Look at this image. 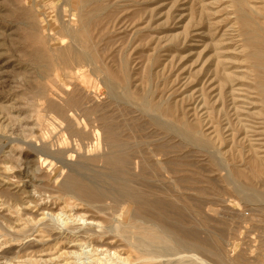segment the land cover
I'll return each mask as SVG.
<instances>
[{
	"label": "rangeland",
	"instance_id": "obj_1",
	"mask_svg": "<svg viewBox=\"0 0 264 264\" xmlns=\"http://www.w3.org/2000/svg\"><path fill=\"white\" fill-rule=\"evenodd\" d=\"M71 1V12L75 17L70 16L68 21L74 27L73 29L77 30L81 27L79 15L85 11L83 10L84 0ZM97 1L103 5L110 3V7L113 8H110L113 11L111 19H106L105 23L94 32V36L97 37L96 43L98 42L100 56L104 59L102 62L106 61L107 65L116 67L121 59L128 60L130 77H133L131 83L132 86L134 85V89L135 87L140 88L144 94L148 89L147 94L155 93L156 101H160L161 104L180 103L179 105L187 119L191 122L198 121L201 124L200 131L207 138H211L212 131L220 132L221 130L220 134L224 143L222 146L217 145V149L220 146L219 151L222 156L224 155V158L226 157L225 162L229 164L230 168L231 166H240V170L246 172V161L254 155H257L264 164V124L260 117L259 98L252 89L254 82L253 78L250 77V64L247 58L248 49L245 45V37L241 34L236 0ZM245 1L247 3L246 9L252 11L255 15L257 12V16H259L258 14L264 7L263 0ZM61 4L62 0H0V229L7 226L4 221V216H7L12 222L7 226L8 229L11 233H14V231L19 232L22 240L21 243L15 241L12 243L19 250L16 249L11 259L7 261L1 258L2 251L4 248L5 250L9 249L11 244L4 245L7 239L5 237L0 238V264L5 262V264L9 262H12L11 264H134L135 262V264H146L131 246V240L122 238L120 234L117 236L119 228H126L128 231L132 230L134 232L133 226L139 227L143 223L156 221L161 226L170 229H193L197 231L196 228L200 229V224L207 218V214H205L207 205L211 204L214 207H212L213 209L219 210L218 220L215 218L216 222H212L209 229L214 234L208 232L198 233L200 238H204L205 241L211 244L216 253V257L210 256L207 258V263L224 264L221 261L222 258L224 259L222 255L226 254L227 256L229 254V257L227 256L229 264H264L263 202L261 203L258 200L253 203L251 200L244 199V194L237 195L232 189L227 188L224 185L223 174L214 171L205 162V159H202L204 157L201 155H193L187 152L185 148L182 149V147L169 148V151L173 152L169 156L170 160H168L170 167L179 171V173H176L177 176L172 175V180L166 181L167 183L165 181L162 183L157 182L156 178L159 175H164L165 172L153 163V166L145 173V180L139 182L140 188L146 192L144 198L148 205L144 204L137 209L135 205L123 202L120 196L121 193L111 178L115 174L105 165L104 160L99 158L106 151L104 141V145L102 144L99 149L97 147L98 142L93 139L76 143L67 132H65V137L63 134V138L62 134L56 135L57 130H60V125L66 127L68 110H71V107L75 110L82 109L85 106L82 107L77 104L88 101L91 107L100 111V114L107 115L112 126L119 129L120 140L134 142L135 138L140 141L142 135L149 136L147 133L149 130L137 133L125 130L127 129L126 125L130 123L129 115L118 109V106L121 103L123 104L121 99L124 98V92L121 93V89L118 88L119 93L117 89L112 95L111 91L108 88L107 90L105 85L101 83L105 77L101 73L95 76L91 74L89 68L85 67V69L81 65L71 66L68 69L60 65L55 59L48 71H42L43 69L38 63L40 52L53 60L54 54L58 50L64 49L70 44L69 38L62 35L64 34L63 30L58 23V17H60L58 15L60 7L58 6ZM26 23L32 27L34 26V32L26 27ZM43 24L44 28H42ZM30 33H34V40L30 41ZM152 57L154 58L152 59ZM113 61H117V63ZM217 71L221 72L222 75L235 79L231 86L225 87V104L218 100L220 86H217L219 83L214 79ZM66 87L72 89L76 100H78L76 105L70 102V95L66 91ZM116 100H119V102ZM206 101L210 103V107H216L213 115H211L213 128L211 125H207L209 120L202 123V120L207 118L209 111H211L205 109L204 103ZM236 106L239 108L237 109L239 118L234 115ZM217 109L219 111L216 114ZM97 117L94 115L92 118ZM84 118L87 120L90 116L85 115ZM228 124L231 125V128L228 127ZM145 126L148 127V125ZM243 130L245 133H243ZM247 131L248 135H246ZM100 134L104 138L103 131H100ZM214 136L212 135V138ZM26 142L40 147L43 142H47L49 147L54 150H57V148L59 150L79 148L78 145H81V147L76 152L71 151L68 153L65 158L67 167H65L56 160L38 155L36 149L27 146ZM73 145L75 146L73 147ZM71 158L70 162L72 163L68 161ZM198 167L202 169L204 167V174L209 182L202 184L199 181L197 177L199 174L194 172L199 169ZM59 168L60 170H58ZM7 178H11V180ZM176 179L180 180L177 181ZM213 179L219 183L217 184ZM22 180L24 183H22ZM65 182V186H63ZM142 182L145 184H142ZM239 183L243 184L241 188L244 186L242 191L249 187L246 185V180L242 179ZM235 186H238V183ZM256 188L252 190L255 194L264 193L261 187ZM71 190L77 195H71ZM246 190L250 191L251 189L247 188L245 192ZM78 194L87 198L93 207L89 208L88 203H85V201L80 202ZM170 194L172 197H170ZM257 203L260 206H257ZM145 209L150 215L147 214ZM166 211L170 212L166 213ZM27 215H29V218ZM249 216L252 218L249 219ZM42 217H46V221L42 220ZM79 217L89 221H91V218H97V221L103 224L101 227L106 229H103V231L112 232V238L116 239L114 241L111 239L110 242L113 241L119 248H115V250H112L113 252L108 254L107 248L97 249L96 246L88 243L81 247L77 246V250H72L75 252L70 256L65 255L67 253L65 244L72 247L76 244L80 245V243L69 244V242H65L63 244V242L56 241V243L52 241L44 232V224L49 223L51 228H57V232H65L66 229H71L67 232L74 237L78 235L79 231L77 229L74 232L72 229L79 228V226L80 228L85 227V224H87L84 223L85 221L78 219ZM243 219L246 222L241 221ZM247 219H249V222ZM27 221L28 223H25ZM34 223H37L35 227ZM42 223L43 225H41ZM47 223L46 225H48ZM23 229L27 232L24 233ZM99 230L102 231L101 228L97 231L99 232ZM128 236L131 237L132 235ZM206 237L210 238L207 239ZM127 240L131 242L129 243ZM35 242L43 243H40V248H30L29 250L28 245ZM228 252H231V254ZM218 253L222 255H218ZM176 254L177 252L163 254L166 258L164 257L161 260L165 264H171L172 262L176 264L181 260V256ZM161 260L150 264H158Z\"/></svg>",
	"mask_w": 264,
	"mask_h": 264
},
{
	"label": "bare ground",
	"instance_id": "obj_2",
	"mask_svg": "<svg viewBox=\"0 0 264 264\" xmlns=\"http://www.w3.org/2000/svg\"><path fill=\"white\" fill-rule=\"evenodd\" d=\"M116 1V0H114ZM71 0H62V4L58 7L59 8V25L62 27L64 37H68L70 40V44L64 48L57 51L56 54H54L53 60L51 58H48L47 55L42 54L40 52L38 59H39V65L41 69H43V72H46L50 69L54 59L60 63V65L64 66L65 68H70L71 66H79L85 68H89L91 71V74H102L106 77H104L102 84L105 85V88L109 89L111 91V94L113 95L118 88L121 89V93L124 92V98L125 100L121 99L123 101V104L121 103L120 106H118V109L126 113V115H129L130 123L126 125L125 130H130L134 133L137 132H146L149 130L148 137L147 135H142L140 137V141L137 140L138 138H135L136 140L134 142H128L126 140H120V132L119 129L116 128V126H112V124L108 121L107 115L100 114V111L96 108H93L89 105V102L85 103H78V100H76L73 91L70 87H66V91L70 95V102H72L74 105L82 106L84 108H80L75 110L73 107H71V110H68L67 112V118H66V127L65 125H60V130H57L56 135L63 134L64 137L66 136L65 132L68 133L71 139L75 140V142L83 143L85 141H91L92 139L94 141L98 142L97 147L100 149L102 147L103 141L105 144V152L99 157L102 160H104L105 165L112 171L115 176H112L113 183L118 188L119 192L121 193V198L123 199L124 203L133 204L136 206V208H140V206L147 204V201L145 200V193L140 188V183L143 179L145 180L144 176L145 173L151 166H153V163L156 167H158L160 170L164 171V175H159L158 178H156L157 182H166L172 180V175L175 176L176 173H179V171L172 169L170 167V160L169 156L173 152L169 151V148H185L187 152L193 154V155H201L202 159H205V162L208 163L211 168L214 169V171H217L219 173L223 174V181L224 185H226L227 188H230L234 191L235 194L241 195L244 194V199L251 200L253 203L259 200V202H263L264 204V193L262 194H255L252 190L257 189L256 187H261L264 190V164L263 161H261L257 155L251 156L248 158V161H246L247 165V171L240 170L239 167H232L230 168L229 164H226V157L224 158V155L222 156L221 152L219 151V148L217 149V145H223L224 140L220 134L222 132L220 129V132L212 131V135L215 136L212 138V135L210 134L211 138H207L202 134L200 131L201 124L197 122H191L187 119L185 113L183 112V109L179 104L176 103H165L161 104L156 101V94L155 93H148L146 90V94L144 92L142 93L140 88L137 89L134 85L132 86V79L133 77H130V67L129 62L126 59H121L120 62L117 63V61H113L116 64V67H111L110 65L106 64V61L100 56V51L98 50V42L96 43L97 37L94 36V32H96L107 20L111 19L113 11L110 10V3L107 5L101 4L97 0H84V7L83 12H81L80 16V23L81 27L80 29H73L74 27L72 24L69 23L68 19L70 16H74V14L71 12ZM33 4V3H32ZM251 4V3H250ZM264 4V0H263ZM113 5V4H111ZM33 6V5H32ZM236 6H237V12H238V21L241 24V30L242 35L245 37V45L248 49V62L250 66V77L253 78L254 87L252 89L254 90L255 94L259 98L260 103V117L262 119V122L264 124V7L262 8L261 12L257 16L252 11H248L246 8L247 3L245 0H236ZM28 7V6H27ZM81 7V6H79ZM81 7V8H82ZM80 9V8H79ZM113 9V8H111ZM145 9V8H144ZM26 10V9H25ZM73 10V8H72ZM82 10V9H81ZM30 11V10H29ZM147 11V10H146ZM58 12V10H57ZM80 12V11H79ZM30 13V12H29ZM149 13V12H148ZM79 14V13H78ZM147 14V13H146ZM151 16V14H150ZM35 17V16H34ZM75 17V16H74ZM36 18V17H35ZM122 18V17H120ZM134 18V17H133ZM203 18V17H202ZM115 19V17H114ZM119 19V16H118ZM73 20V19H72ZM78 20V19H77ZM139 20V19H138ZM29 21V20H28ZM44 21V20H43ZM68 21V22H67ZM49 22V20H48ZM117 22V20H116ZM78 23V24H80ZM146 23V22H145ZM23 24V23H22ZM45 24V22H44ZM44 24L42 28H44ZM70 24V25H69ZM129 24V23H128ZM24 25V24H23ZM150 25V24H149ZM148 25V26H149ZM79 26V25H78ZM26 27L29 29L33 28L30 24ZM114 27V26H113ZM39 28V27H38ZM148 28V27H147ZM152 29V28H151ZM40 30V29H39ZM29 32V30H28ZM31 32V31H30ZM99 32V31H98ZM113 32V31H112ZM114 33V32H113ZM240 33V32H239ZM28 34V33H27ZM111 34V33H110ZM37 37V36H36ZM39 37V36H38ZM63 37V36H62ZM35 36L34 33H30L29 39L34 40ZM40 39V38H39ZM65 39V38H64ZM175 39V38H174ZM168 40V39H167ZM171 40V39H170ZM176 40V39H175ZM184 40V39H183ZM103 41V40H102ZM157 41V40H156ZM169 41V40H168ZM173 41V40H172ZM170 42V41H169ZM168 42V43H169ZM149 43V42H146ZM167 43V44H168ZM46 44V43H45ZM100 44V43H99ZM161 45V44H160ZM131 46V45H130ZM47 47V46H46ZM104 48V47H103ZM106 48V47H105ZM142 48V47H141ZM48 49V48H47ZM130 49V48H129ZM154 49V48H152ZM173 49V48H172ZM171 49V50H172ZM159 50V49H158ZM157 50V51H158ZM42 51V50H39ZM155 51V50H154ZM29 52V51H28ZM43 52V51H42ZM171 52V51H170ZM179 52V51H178ZM31 54V52H29ZM44 53V52H43ZM126 54V53H125ZM153 54V53H152ZM38 55V54H37ZM132 55V54H131ZM143 55V54H142ZM220 55V54H218ZM153 56V55H152ZM155 56V55H154ZM159 56V55H158ZM27 57V56H26ZM30 57V55H29ZM125 57V56H124ZM132 57V56H131ZM36 58V57H35ZM154 57H152L153 59ZM170 58V57H169ZM100 60V62H99ZM208 60V59H207ZM229 60V59H228ZM151 63V62H150ZM164 63V62H163ZM101 64V65H100ZM225 64V63H224ZM59 65V64H58ZM59 65V66H60ZM154 65V64H153ZM227 65V64H226ZM57 66V65H56ZM162 66V65H161ZM223 68V67H222ZM81 69V68H80ZM86 69V68H85ZM132 70V69H131ZM145 70V69H144ZM83 71V70H82ZM154 71V70H153ZM229 71V70H228ZM227 71V72H228ZM84 72V71H83ZM133 72V71H132ZM209 72V71H208ZM64 73V72H63ZM66 73V72H65ZM64 73V74H65ZM89 73V72H88ZM152 73V72H151ZM154 73V72H153ZM82 74V73H81ZM80 74V75H81ZM214 74V72H213ZM233 74V73H232ZM69 75V74H68ZM150 75V74H149ZM229 75V74H228ZM214 76V75H213ZM248 76V75H247ZM92 77V76H91ZM144 77V76H143ZM151 77V76H150ZM103 78V77H102ZM137 78H139L137 76ZM149 78V77H148ZM154 78V76H153ZM99 79V80H100ZM214 79L217 80L219 83L217 86H220V95H219V101L223 104L226 103L225 96V87L231 86L235 79H232V77H227V75H222L221 72L217 73L214 76ZM212 78V80H214ZM150 80V79H149ZM152 80V79H151ZM160 80V79H159ZM100 82V81H99ZM251 82V81H250ZM210 83V82H209ZM155 84V83H154ZM170 84V83H169ZM216 84V83H215ZM103 85V86H104ZM116 85V87H115ZM148 85V84H147ZM74 86V85H73ZM149 87V86H148ZM151 87V84H150ZM235 87V86H234ZM245 87V86H244ZM75 89V86H74ZM107 89V90H108ZM156 89V88H155ZM231 89V88H230ZM123 90V91H122ZM225 90V91H224ZM76 91V90H75ZM143 91V90H142ZM228 91V90H227ZM84 92V91H83ZM150 92V91H149ZM153 92V91H151ZM253 92V91H252ZM99 93V92H98ZM119 93V89H118ZM117 93V94H118ZM83 94V93H82ZM85 94V93H84ZM108 94V93H107ZM110 94V92H109ZM110 94V96H111ZM115 94V96H117ZM250 94V93H248ZM121 96L123 94H120ZM203 95V94H202ZM214 95V94H213ZM161 96H163L161 94ZM166 96V95H165ZM164 96V97H165ZM238 96V95H237ZM82 97V96H81ZM112 97V96H111ZM110 97V98H111ZM114 97V96H113ZM120 97V96H119ZM230 97V96H229ZM235 97V96H234ZM169 98V97H168ZM167 98V99H168ZM171 98H173L171 96ZM178 98V97H177ZM250 98V97H249ZM115 99V98H114ZM118 99V98H117ZM160 99V98H159ZM80 100V98H79ZM161 100V99H160ZM165 100V99H164ZM163 100V101H164ZM169 100V99H168ZM68 101V100H67ZM108 101V100H107ZM112 101V100H111ZM117 101V100H116ZM166 101V100H165ZM115 102V101H114ZM119 102V100L117 101ZM125 102V103H124ZM173 102V101H172ZM210 102V101H209ZM219 102V103H220ZM255 102V101H254ZM103 103V102H102ZM105 103V102H104ZM252 103V102H250ZM118 104V103H117ZM210 103L207 101L204 103V107L209 111V115L207 118L202 120L203 122H208V126L213 124L212 116L214 111L216 110L213 106H209ZM221 104V103H220ZM237 104V103H236ZM53 105V104H52ZM92 105V104H91ZM99 105V104H98ZM113 105V104H112ZM63 106V105H62ZM71 106V105H70ZM93 106V105H92ZM52 107V106H51ZM187 107V106H186ZM185 107V108H186ZM229 107V106H228ZM244 107V106H243ZM101 108V107H100ZM114 108V107H113ZM211 108V109H210ZM219 108V107H218ZM224 108V107H223ZM52 109V108H51ZM61 109V108H60ZM112 109V108H111ZM110 109V110H111ZM220 109V108H219ZM225 109V108H224ZM238 106H236V110L234 115H237L238 117ZM242 109V108H241ZM244 109V108H243ZM108 110V109H107ZM204 110V109H203ZM233 110V109H232ZM103 111V110H102ZM106 111V110H105ZM112 111V110H111ZM114 111V110H113ZM218 109L216 111V114L218 113ZM110 112V111H109ZM116 112V110H115ZM105 113V112H104ZM119 113V112H118ZM222 113V112H221ZM120 114V113H119ZM123 114V113H122ZM208 114V113H206ZM85 115L90 116V118H87V120L84 118ZM94 115L98 116L97 118H92ZM110 115V114H109ZM254 115V114H253ZM118 117V116H117ZM116 117V118H117ZM233 117V116H232ZM121 118V117H120ZM214 118V116H213ZM239 118V117H238ZM122 119V118H121ZM125 119V117H124ZM251 119V118H250ZM118 120V119H115ZM126 120V119H125ZM193 120V119H192ZM111 121V120H110ZM120 121V120H119ZM124 121V120H123ZM219 121V120H218ZM224 121V120H223ZM233 121V120H232ZM237 121V120H236ZM259 121V120H258ZM112 122V121H111ZM128 122V120H127ZM215 122V121H214ZM217 123V122H216ZM251 123V122H250ZM100 124V126H99ZM148 125L146 127L145 125ZM220 124V123H219ZM218 124V125H219ZM239 124V122H238ZM123 125V124H121ZM205 125V123H204ZM206 125V126H207ZM228 124V127L231 128V125ZM237 125V124H236ZM125 126V125H124ZM207 126V127H208ZM203 127V126H202ZM212 127V125H211ZM234 127V126H233ZM213 128V127H212ZM210 128V129H212ZM220 128V127H219ZM226 128V127H225ZM235 128V127H234ZM203 129V128H202ZM236 129V128H235ZM253 129V128H252ZM227 130V129H226ZM35 131V130H34ZM100 131H103L104 138H102V133L100 134ZM244 131V130H243ZM250 131V130H248ZM248 131L246 132L248 135ZM36 132V131H35ZM123 132V129H122ZM128 132V131H127ZM231 133V131H229ZM242 132V131H241ZM228 133V132H227ZM245 133V131L243 132ZM131 134V133H130ZM232 135V134H231ZM244 135V134H243ZM245 135V136H246ZM241 136V135H240ZM128 137V136H127ZM238 138V137H237ZM53 139V138H52ZM151 139V140H150ZM229 139V138H228ZM236 139V138H235ZM20 141V140H19ZM17 141V142H19ZM16 142V141H13ZM25 142V141H24ZM23 143V141H21ZM27 143V142H26ZM92 143V142H91ZM34 144V143H33ZM103 144V145H104ZM227 144V143H226ZM26 145V144H24ZM33 147V149H36L35 151L38 152V155L45 156L47 158H51L53 160H56L58 163H61L65 167H67L66 164V156L69 152H76L80 149L81 145H78V147L73 149H58L54 150L49 147L47 142H43V144L40 146H35L32 144L27 143V146ZM59 146V145H58ZM75 145H73L74 147ZM225 146V145H224ZM234 147V146H233ZM245 147V146H244ZM145 148V150H144ZM247 148V147H246ZM253 148V147H252ZM32 149V150H33ZM82 149V148H81ZM184 149V150H185ZM222 149V148H221ZM234 150V149H233ZM176 151V150H175ZM238 151V150H237ZM243 151V150H241ZM180 152V151H179ZM183 152V151H182ZM245 152V151H244ZM185 153V152H184ZM178 154V153H177ZM242 154V153H241ZM79 155V154H78ZM82 155V154H81ZM97 155V154H96ZM99 155V154H98ZM20 156V155H19ZM77 156V155H76ZM184 156H186L184 154ZM226 156V155H225ZM175 157V156H174ZM247 157V156H246ZM173 158V157H172ZM187 158V157H186ZM190 158V157H189ZM195 158V157H194ZM225 160H224V159ZM185 159V158H184ZM72 160H68L69 162ZM194 160V159H193ZM198 160V159H197ZM177 161V160H176ZM191 161V160H190ZM195 161V160H194ZM193 161V162H194ZM198 162V161H196ZM200 162V161H199ZM72 163V162H70ZM203 163V162H202ZM84 164V163H83ZM204 164V163H203ZM244 164V163H243ZM77 165V164H76ZM198 165V164H196ZM196 165H193L197 167ZM48 166V165H47ZM46 166V167H47ZM78 166V165H77ZM84 166V165H83ZM192 166V165H191ZM14 167V166H13ZM199 168V167H198ZM7 169V168H6ZM10 169V168H9ZM8 169V170H9ZM13 169V168H12ZM107 169V168H105ZM192 169V168H191ZM60 170V168L58 169ZM212 170V169H211ZM107 171V170H106ZM197 171V172H196ZM195 174H199L197 177L199 178V181L202 184H205L209 182L207 176L204 174V167L197 169ZM208 171V170H207ZM206 171V172H207ZM9 172V171H8ZM59 172V171H57ZM11 173V171H10ZM149 173V172H148ZM153 173H155L153 171ZM215 173V172H214ZM213 173V174H214ZM47 174V173H46ZM102 174V173H101ZM150 174V173H149ZM188 174H190L188 172ZM218 174V173H217ZM11 175V174H10ZM23 175V174H22ZM4 176V175H3ZM14 176V175H13ZM48 176V175H47ZM59 176V175H58ZM62 176V175H61ZM156 176V175H155ZM177 176V175H176ZM9 177V176H8ZM15 177V176H14ZM25 177V175H24ZM151 177V176H150ZM195 177V178H197ZM26 178V177H25ZM24 178V179H25ZM28 178V177H27ZM49 178V177H48ZM47 178V179H48ZM210 178V177H209ZM219 178V177H218ZM4 179V178H3ZM8 180H11V178H7ZM39 179V178H38ZM57 179V178H56ZM152 179V178H151ZM246 180L250 191L248 193L245 192V188L242 191L241 185L239 181ZM14 180V179H12ZM37 180V179H36ZM49 180V179H48ZM177 180V179H176ZM175 180V181H176ZM178 179L177 181H179ZM216 180V179H215ZM56 181V180H55ZM147 181V180H146ZM150 181V180H149ZM186 181V179H185ZM194 181V180H193ZM214 181V179H213ZM220 181V180H219ZM7 182V181H6ZM30 182V181H29ZM59 182V181H58ZM67 182V181H66ZM66 182L63 184L65 186ZM174 182V181H173ZM217 183V181H214ZM235 182L238 183V186H235ZM8 183V182H7ZM10 183V182H9ZM12 183V182H11ZM22 183L23 180H22ZM21 183V184H22ZM31 183V182H30ZM56 183V182H54ZM151 183V182H150ZM159 183V184H160ZM167 183V182H166ZM219 183V182H218ZM217 183V184H218ZM243 183V182H242ZM1 184V183H0ZM142 184H145L142 182ZM216 184V185H217ZM33 185V184H32ZM83 185V184H82ZM164 185V184H163ZM22 186V185H21ZM30 186V185H29ZM57 186V185H56ZM55 186V187H56ZM76 186V185H75ZM79 186V185H78ZM148 186V185H147ZM166 186V185H165ZM204 186V185H203ZM219 187V185H217ZM6 187V186H5ZM12 187V186H11ZM14 187V185H13ZM59 187V186H58ZM149 187V186H148ZM177 187V185H176ZM18 188V187H17ZM26 188V187H25ZM69 188V187H68ZM145 188V187H144ZM181 188V187H180ZM183 188V187H182ZM185 188V187H184ZM201 188V187H200ZM213 188V187H212ZM260 188V189H261ZM70 189V188H69ZM157 189V188H156ZM261 189V191H263ZM92 190V189H91ZM94 190V189H93ZM146 190V189H145ZM201 190V189H200ZM21 191V190H20ZM72 191V190H71ZM82 191V190H81ZM148 191V190H147ZM170 191V190H169ZM204 191V190H203ZM230 191V190H228ZM232 191V192H233ZM258 191V190H257ZM171 192V191H170ZM179 192V191H177ZM222 192V191H221ZM231 192V193H232ZM256 192V191H255ZM259 192V191H258ZM71 195H77L73 191L70 192ZM119 193V194H120ZM181 193V192H179ZM177 193V194H179ZM226 193V192H225ZM162 194V193H161ZM212 195V194H211ZM224 195V194H223ZM227 195V194H225ZM1 196V195H0ZM78 196H80L78 194ZM152 196V195H151ZM157 196V195H156ZM164 196V195H163ZM218 196V195H217ZM222 196V195H221ZM232 196V195H231ZM162 197V196H161ZM170 197L171 194H170ZM177 197V196H176ZM175 197V199H177ZM7 198V197H6ZM78 198V197H77ZM203 198V197H202ZM261 198V199H260ZM8 199V198H7ZM159 199V198H158ZM174 199V198H173ZM192 199V198H190ZM229 199V198H228ZM81 201H85V203H88L89 208H92V203L88 201L87 198L80 196L79 199ZM157 200V199H156ZM162 200V199H161ZM195 200V199H194ZM262 200V201H261ZM154 201V200H153ZM184 201V200H181ZM79 202V201H78ZM152 202V200H151ZM180 202V201H179ZM191 202V201H190ZM251 202V203H252ZM8 203V202H7ZM153 203V202H152ZM157 203V202H156ZM161 203V202H160ZM187 203V202H186ZM224 203V202H223ZM82 204V203H81ZM154 204V203H153ZM170 204V203H169ZM192 204V203H191ZM217 204V203H216ZM258 204V203H257ZM30 205V204H29ZM75 205V204H74ZM86 205V204H84ZM150 205V204H149ZM164 205V203H163ZM222 205V204H221ZM17 206V205H16ZM178 206V205H177ZM191 206V205H190ZM248 206V205H247ZM257 206H260L259 204ZM78 207V206H77ZM179 207V206H178ZM184 207V206H182ZM181 207V208H182ZM189 207V205H188ZM213 205H207L206 213L207 218H205V221L200 224V229H197V231L193 229H170L168 227L161 226V224H158L156 221L154 222H147L143 223L139 227L133 226V230H129L126 228H119L117 231V236L120 234L122 238L131 240L132 244L131 246L135 249V251L139 254V257L141 260L144 261L146 264H150L156 261H160L162 258L164 259L165 256L163 254L167 255L172 252L174 254L177 252L176 255L181 256V260L178 261L176 264H208L207 258L210 256H215L216 253L213 250V247L211 244L207 241H205L204 238H200L199 234L200 232H208L213 233L209 229L211 228L210 225L212 222L215 221V218L217 219V214L219 213V210L213 209ZM16 208V207H15ZM19 208V207H18ZM172 208V207H171ZM39 209V208H38ZM47 209V208H46ZM174 209V208H173ZM183 209V208H182ZM181 209V212H182ZM245 209V208H244ZM261 209V208H260ZM10 210V209H9ZM17 210V209H16ZM40 210V209H39ZM168 210V209H166ZM19 211V209H18ZM22 211V210H21ZM47 211V210H46ZM73 211V210H72ZM146 211V209H145ZM156 211V210H155ZM223 211V210H222ZM229 211V210H228ZM17 212V211H16ZM20 212V211H19ZM147 212V211H146ZM170 212V211H166ZM176 212V211H175ZM185 212V211H184ZM225 212V211H223ZM232 212V211H231ZM251 212V211H250ZM18 213V212H17ZM151 213V212H150ZM162 213V212H161ZM172 213V212H171ZM183 213V212H182ZM227 213V212H226ZM9 214V213H7ZM147 214H149L147 212ZM160 214V213H159ZM3 215V214H2ZM6 215V213H5ZM18 215V214H17ZM150 215V214H149ZM172 215V214H171ZM243 215V214H242ZM29 218V215H27ZM41 216V215H40ZM162 216V215H161ZM160 216V217H161ZM166 216V215H165ZM219 216V215H218ZM246 216V215H245ZM23 217V216H22ZM25 217V216H24ZM39 217V216H38ZM37 219L39 220V218ZM78 217V216H77ZM145 217V216H144ZM170 217V216H169ZM179 217V215H178ZM186 217V216H185ZM241 217V216H240ZM251 216H249V219ZM254 217V216H253ZM26 218V217H25ZM43 218V217H42ZM41 218V219H42ZM46 218V217H45ZM43 218L42 220L46 219ZM143 218V217H142ZM146 218V217H145ZM148 218V217H147ZM189 218V217H188ZM236 218V217H235ZM246 218V217H245ZM244 218V219H245ZM248 218V217H247ZM31 219V218H30ZM40 219V220H41ZM81 221H85L84 223L86 226L79 228L72 229L79 231L78 235L72 236L67 232L66 229L65 232H57L55 228H51L49 223L46 225L44 224V232L48 235L52 241L56 242H63V244L66 242L70 243H80V245H74V246H67L68 244H65L67 253L65 255H69L74 253L72 250L76 249L77 246H83L87 245L88 243L96 246V248H107L106 251L109 253L113 252L112 250H115V248H119L114 244V239L112 238V235L110 232L105 231L106 229L101 227V223L97 221V218H91L89 221L83 220V217H79ZM158 219V218H157ZM156 219V220H157ZM162 219V218H161ZM174 219V218H173ZM241 220V221H244ZM249 219L248 222H249ZM27 220V219H26ZM32 220V219H31ZM30 220V221H31ZM148 220V219H147ZM218 220V219H217ZM4 221L6 225L12 224L10 218L7 216H4ZM3 221V222H4ZM44 221V222H45ZM158 221V220H157ZM239 221V220H238ZM252 221V220H251ZM254 221V220H253ZM32 222V221H31ZM30 222V223H31ZM34 222V221H33ZM36 222V221H35ZM38 222V221H37ZM89 222V223H88ZM141 222V221H140ZM195 222V221H194ZM216 222V221H215ZM246 222V221H244ZM247 222V223H248ZM2 223V222H1ZM25 223H28L25 222ZM29 223V224H30ZM40 223V222H39ZM56 223V222H55ZM78 223V222H77ZM164 223V222H163ZM162 223V224H163ZM168 223V221H167ZM187 223V222H186ZM190 223V222H189ZM221 223V222H220ZM14 224V222H13ZM35 224V223H34ZM37 224V223H36ZM34 225V227L36 226ZM219 224V223H218ZM222 224V223H221ZM27 225V224H25ZM43 225V223L41 224ZM67 225V224H66ZM165 225V224H164ZM168 225V224H166ZM172 225V224H171ZM182 225V224H181ZM5 226V225H4ZM2 227L1 230V236L5 237L6 243L11 244V247L9 249L4 248L2 251V257L5 260L11 259V256L13 255L14 251L17 249L19 250L16 245H12V243L20 242L21 243V237L19 236V232L11 233L10 229L8 227ZM14 226V225H13ZM33 226V225H32ZM125 226V225H124ZM138 226V224H137ZM212 226V225H211ZM230 226V225H229ZM18 227V226H17ZM39 227H41L39 225ZM233 227V226H232ZM10 228V227H9ZM16 228V227H15ZM32 228V227H31ZM71 228V227H70ZM99 232L97 231L100 229ZM181 228V227H180ZM214 228V227H213ZM237 228V227H236ZM37 229V228H35ZM103 229H105L103 231ZM32 230V229H30ZM40 230V229H39ZM17 231V230H16ZM19 231V230H18ZM24 231V229H23ZM27 232V230H25ZM24 231V233H25ZM33 231V230H32ZM34 232V231H33ZM32 232V233H33ZM72 232V231H71ZM75 232V231H74ZM136 232V233H135ZM234 232V231H233ZM22 233V232H21ZM133 233V234H132ZM199 233V234H198ZM239 233V232H238ZM237 233V234H238ZM27 234V233H26ZM132 235L129 237L128 235ZM214 234V233H213ZM108 235V236H107ZM217 235V234H215ZM115 236V235H114ZM119 236V237H120ZM239 236V235H238ZM118 237V238H119ZM120 237V238H121ZM203 237V236H202ZM207 238V237H206ZM210 238V237H208ZM207 238V239H208ZM229 238V237H228ZM23 239V238H22ZM113 239L112 242L110 240ZM204 239V240H202ZM240 239V238H238ZM243 240V239H242ZM47 241V240H46ZM210 241V240H209ZM239 241V240H237ZM236 241V242H237ZM123 242V241H122ZM214 242V241H213ZM235 242V241H234ZM41 242L29 244L28 248H37L40 246ZM43 243V242H42ZM41 243V244H42ZM48 243V242H47ZM52 243V242H51ZM57 243V242H56ZM127 243V242H126ZM244 243V242H242ZM19 244V243H15ZM23 244V243H22ZM49 244V243H48ZM82 244V245H81ZM20 245V244H19ZM25 245V244H24ZM57 245V244H56ZM238 245V244H237ZM62 246V245H61ZM43 247V245H42ZM1 248V247H0ZM21 248V247H20ZM27 248V249H28ZM40 248V247H39ZM64 248V247H63ZM65 249V248H64ZM242 249V248H241ZM77 250V249H76ZM102 250V249H101ZM26 251V250H25ZM43 251V250H42ZM227 251V250H226ZM229 251V250H228ZM16 252V251H15ZM174 252V253H173ZM41 253V252H40ZM62 253V252H61ZM77 253V252H76ZM116 253V252H115ZM118 253V252H117ZM231 254V252H228ZM107 254V255H108ZM104 255V254H103ZM218 255H222L219 254ZM229 255V254H228ZM227 255V256H228ZM240 255V254H239ZM1 256V255H0ZM16 256V255H14ZM13 256V257H14ZM224 256V259L222 258V263L229 264V260L227 259L226 254L222 255ZM232 256V255H231ZM12 257V258H13ZM120 257V256H119ZM216 257V256H215ZM214 257V258H215ZM218 257V256H217ZM229 257V256H228ZM118 258V257H116ZM131 258V257H129ZM134 258V257H133ZM137 258V257H136ZM166 258V257H165ZM240 258V257H239ZM2 259V260H3ZM111 259V257H110ZM121 259V258H120ZM212 259V258H211ZM220 259V258H219ZM130 260V259H129ZM216 260V259H215ZM4 261V260H3ZM50 261V260H49ZM108 261V260H106ZM211 261V260H210ZM213 261V259H212ZM28 262V261H27ZM41 262V261H40ZM39 262V263H40ZM133 262V261H132ZM135 262V261H134ZM140 262V261H139ZM216 262V261H215ZM220 262V261H219ZM254 262H256L254 260ZM6 263V262H5ZM4 263V264H5ZM12 263V262H11ZM10 262L8 264H11ZM106 263V262H105ZM126 263V262H125ZM129 263V262H128ZM136 263V262H135ZM134 263V264H135ZM100 264V263H99ZM127 264V263H126ZM132 264V263H131ZM158 264H165L162 262ZM173 264V262L171 263ZM210 264V263H209ZM213 264V263H211Z\"/></svg>",
	"mask_w": 264,
	"mask_h": 264
}]
</instances>
